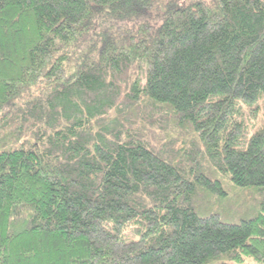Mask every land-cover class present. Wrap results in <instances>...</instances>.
I'll list each match as a JSON object with an SVG mask.
<instances>
[{
  "label": "trees",
  "instance_id": "1",
  "mask_svg": "<svg viewBox=\"0 0 264 264\" xmlns=\"http://www.w3.org/2000/svg\"><path fill=\"white\" fill-rule=\"evenodd\" d=\"M264 264V0H0V264Z\"/></svg>",
  "mask_w": 264,
  "mask_h": 264
},
{
  "label": "rangeland",
  "instance_id": "2",
  "mask_svg": "<svg viewBox=\"0 0 264 264\" xmlns=\"http://www.w3.org/2000/svg\"><path fill=\"white\" fill-rule=\"evenodd\" d=\"M244 264H259V263H256L254 260H252V259H247L246 261H245V263Z\"/></svg>",
  "mask_w": 264,
  "mask_h": 264
}]
</instances>
